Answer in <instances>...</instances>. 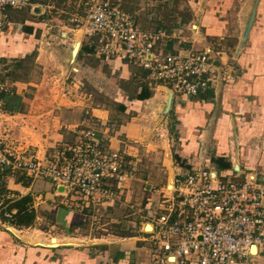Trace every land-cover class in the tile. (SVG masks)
Segmentation results:
<instances>
[{"label": "crops", "instance_id": "obj_1", "mask_svg": "<svg viewBox=\"0 0 264 264\" xmlns=\"http://www.w3.org/2000/svg\"><path fill=\"white\" fill-rule=\"evenodd\" d=\"M52 3L30 0L25 9L9 10L7 22L0 26V62L16 59L21 65L35 54L44 74L41 84L45 74L55 69L63 75L68 71L81 75L73 84L80 90L75 102L50 95L25 98L22 89L28 83L5 75L6 99L14 110L5 119L27 121L25 137L32 141L38 158L48 159L69 136L76 137L78 127L80 132L90 131L109 150L129 157L173 151L178 173L196 166L202 149L207 148L211 156L226 158L237 178H264V0H195L190 3L192 18L183 28L186 34L181 35L178 27L169 30L185 38L193 50L211 47L220 58L222 77L196 96H169L164 86L148 81L143 69L97 54L81 33L65 51L50 49L49 43L53 46L57 38L51 31L53 21L66 26L65 15H51ZM59 34L68 39L67 32ZM75 44L77 52H73ZM176 46L174 39L166 50ZM53 53L61 63L49 62ZM82 88L91 90L84 93ZM94 90L104 91L107 98L94 103ZM38 132L44 137L39 139ZM0 183L7 190L8 202L29 198L25 207L34 212L33 221L49 219L63 237L84 223L86 209L73 205L42 177L5 175ZM15 212L12 207L4 214ZM22 229L0 219V264H145L148 260L147 246L136 244L137 237L90 246L69 241L51 245L53 237L47 242L33 240L31 234L21 235ZM257 261L264 263V254Z\"/></svg>", "mask_w": 264, "mask_h": 264}, {"label": "built area", "instance_id": "obj_2", "mask_svg": "<svg viewBox=\"0 0 264 264\" xmlns=\"http://www.w3.org/2000/svg\"><path fill=\"white\" fill-rule=\"evenodd\" d=\"M29 5L30 0H0V26L9 10ZM81 5L84 11L73 13L71 24L95 52L136 65L150 83L171 95L196 96L222 77L224 68L211 47L195 51L165 28H141L112 0H83ZM174 39L176 48L166 50ZM6 73L7 63L0 62V93L9 91ZM10 115L0 98V122ZM4 131L0 176L42 177L81 210L113 200V184L119 188L128 178L123 152L109 150L90 131H81L75 143L64 144L46 160ZM158 195L155 208L146 207L141 226L145 264H259L257 258L264 254V178L221 177L203 148L198 164L177 173Z\"/></svg>", "mask_w": 264, "mask_h": 264}, {"label": "rangeland", "instance_id": "obj_3", "mask_svg": "<svg viewBox=\"0 0 264 264\" xmlns=\"http://www.w3.org/2000/svg\"><path fill=\"white\" fill-rule=\"evenodd\" d=\"M82 1L83 0H51L54 5V9L51 10V15H53V18H57L59 15H65L66 17L62 19H64V24L66 26L61 28V22L56 24L54 23L55 21H53V26L51 27L53 30L51 31L57 38L53 40V46L49 43L48 46L50 49L51 47H55L58 49V52H63L65 48H70L73 40L78 37L77 35L80 33V30H77L71 24L70 19L73 13L77 11L82 13L84 11V8L80 5ZM112 1L118 2L124 10L131 13L141 28H165L169 31L174 27H178L181 29L182 35L184 33L186 34V29L183 30V28H185L186 24L192 18L190 3L195 0ZM61 31L68 33V39L60 36L59 33ZM46 47H44V49L47 51ZM54 55L56 54L53 53L52 59H49V62L54 64L57 62L61 63V60L57 61L58 57ZM61 55L62 53H60L59 56ZM4 62H7V68L11 67V69H9L11 71L10 73L9 71L6 73V77H14L28 83L27 86L22 89L25 98H45L50 95L53 99L64 97L71 102L79 100V95L77 93L80 90L76 89L73 84H75L77 79L81 78L80 73L76 74L73 71L69 73L68 71L63 75L60 71L57 72L55 69V71L45 74V81L41 84L39 82L44 78V74L41 70V64L35 61V54L27 58L21 65L16 62V59H11L9 61L5 60ZM4 79H6L5 76ZM51 81L56 84L53 85L54 87ZM62 81L63 83H61ZM32 83H37L38 85L34 86ZM90 90L82 88L84 93H89ZM91 93V98L94 103L103 102L104 99L107 98L104 91L94 90ZM6 120H2L0 123V137L5 135L4 130L6 129L9 130L8 134L20 138L22 147L27 145L32 147L30 138L25 137L28 134L26 128L27 121H25L24 118H8ZM38 125L42 126L43 123L38 122ZM76 130L78 132L76 133V137L69 136L68 144L76 142L77 137L80 135L78 127ZM36 134L39 139H41L42 136L44 137V135L41 136L39 132ZM172 149L173 148H171V150ZM123 156L124 169L127 172L128 178L119 188L113 184L117 193L116 197L113 200L95 206V208L86 209L84 212V223L78 230L73 232V234L69 235V237L59 235L58 225L52 224L49 219L43 217L32 221L29 225H20L19 228H23L20 234H31L33 240L41 242H47L49 237H56L59 242L69 241L71 243L84 244V246H90L97 242H106L107 240L119 241L122 238L130 237L134 239L133 237H137L139 241L136 239V244L147 246V242L141 239V226L145 221V210L147 206H151L153 209L155 208V204L159 197L158 190L167 186L168 182H171L172 177L178 173L177 169H175L177 166L173 159L174 153L171 151V153L165 155L162 150V152H145L131 157L123 153ZM15 176L22 175L16 174L13 177ZM2 177L5 178V176ZM6 195H8L7 190L3 184L0 183V219L7 221L8 224H13L18 218L4 214V211L7 210L11 204V202H8L6 199ZM47 234H49V236ZM73 240L75 242H72ZM261 264L264 263L261 262Z\"/></svg>", "mask_w": 264, "mask_h": 264}, {"label": "trees", "instance_id": "obj_4", "mask_svg": "<svg viewBox=\"0 0 264 264\" xmlns=\"http://www.w3.org/2000/svg\"><path fill=\"white\" fill-rule=\"evenodd\" d=\"M7 94H8L7 92L0 93V98L3 100V108L7 112L13 113L14 110L6 99ZM174 158L176 161H178L177 156H175ZM211 162L215 166L221 177H227L232 174L233 171L231 170V164L228 160H226V158L220 156H211ZM28 200L29 198L22 197L16 201H13L10 204V206L7 208V210H10L12 207L16 209V212L13 215H11V217H16L18 219L13 224L17 226H20L22 224L29 225L33 221L35 217L34 212L32 210L27 211L25 207V204L27 203Z\"/></svg>", "mask_w": 264, "mask_h": 264}, {"label": "bare ground", "instance_id": "obj_5", "mask_svg": "<svg viewBox=\"0 0 264 264\" xmlns=\"http://www.w3.org/2000/svg\"><path fill=\"white\" fill-rule=\"evenodd\" d=\"M147 230H149L150 229V226H147V228H146ZM33 241V240H32ZM78 241V240H77ZM72 242H75L74 240L72 241ZM81 242V241H80ZM49 243L51 244V245H56L57 243H59V241L57 240V239H55V238H51L50 239V241H49ZM79 243V242H78Z\"/></svg>", "mask_w": 264, "mask_h": 264}, {"label": "water", "instance_id": "obj_6", "mask_svg": "<svg viewBox=\"0 0 264 264\" xmlns=\"http://www.w3.org/2000/svg\"><path fill=\"white\" fill-rule=\"evenodd\" d=\"M77 50H78V44H75L73 47V52H77ZM168 94H169V96H171V93L169 91H168ZM59 189H61V188H59Z\"/></svg>", "mask_w": 264, "mask_h": 264}]
</instances>
